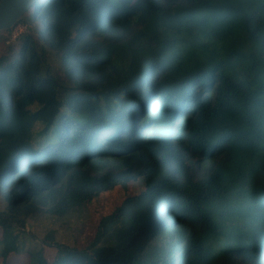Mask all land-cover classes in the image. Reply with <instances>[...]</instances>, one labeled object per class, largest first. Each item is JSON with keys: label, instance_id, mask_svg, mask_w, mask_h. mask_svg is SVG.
<instances>
[{"label": "trees", "instance_id": "obj_1", "mask_svg": "<svg viewBox=\"0 0 264 264\" xmlns=\"http://www.w3.org/2000/svg\"><path fill=\"white\" fill-rule=\"evenodd\" d=\"M25 17L0 56V264H264V0H35ZM138 178L84 246L25 250L34 214Z\"/></svg>", "mask_w": 264, "mask_h": 264}, {"label": "rangeland", "instance_id": "obj_2", "mask_svg": "<svg viewBox=\"0 0 264 264\" xmlns=\"http://www.w3.org/2000/svg\"><path fill=\"white\" fill-rule=\"evenodd\" d=\"M30 24L31 27L19 22L14 28L2 32L0 35V56L6 54L10 49L19 50L23 36L28 33V27L33 28V24ZM51 58L54 57L51 55ZM143 189L144 181L142 178H138L136 181L128 183L126 188L117 186L99 194L87 203L82 211L74 212L63 218L53 217L45 213L34 214L27 220L24 227L25 233H28L33 239L26 240L25 250L28 251L33 248L41 250L44 259L50 263L55 256V249L45 245L46 243L55 241L70 247L73 245L77 247L84 246L96 230L97 219L94 217L96 213L109 211L112 207L118 205L124 197L135 195ZM26 260L23 253L11 254L6 259V263L21 264Z\"/></svg>", "mask_w": 264, "mask_h": 264}, {"label": "water", "instance_id": "obj_3", "mask_svg": "<svg viewBox=\"0 0 264 264\" xmlns=\"http://www.w3.org/2000/svg\"><path fill=\"white\" fill-rule=\"evenodd\" d=\"M35 0H0V32L12 29L19 21L28 23L25 13L32 7ZM158 93L154 96L155 100Z\"/></svg>", "mask_w": 264, "mask_h": 264}, {"label": "built area", "instance_id": "obj_4", "mask_svg": "<svg viewBox=\"0 0 264 264\" xmlns=\"http://www.w3.org/2000/svg\"><path fill=\"white\" fill-rule=\"evenodd\" d=\"M25 25H26V24H25ZM26 26H27V25H26ZM14 27H15V26H14ZM14 27H13V28H14Z\"/></svg>", "mask_w": 264, "mask_h": 264}]
</instances>
